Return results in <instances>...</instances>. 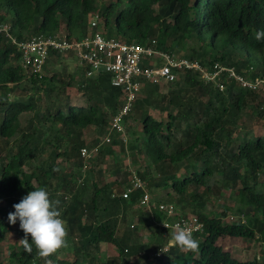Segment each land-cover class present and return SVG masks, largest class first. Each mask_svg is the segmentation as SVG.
Wrapping results in <instances>:
<instances>
[{
  "label": "trees",
  "instance_id": "trees-1",
  "mask_svg": "<svg viewBox=\"0 0 264 264\" xmlns=\"http://www.w3.org/2000/svg\"><path fill=\"white\" fill-rule=\"evenodd\" d=\"M91 17L97 23L93 30L105 37L141 43L154 38L158 49L198 58L202 66L219 61L249 78L264 76V40L255 38L264 29V0H0V24L8 23L9 33L19 40L59 32L80 38L87 35ZM67 58L77 63L70 53L50 51L44 68L49 63L66 65ZM69 70L64 76L47 70L38 77L0 34V241L13 229L18 241L24 237L19 221L10 224L8 214L29 191L43 187L60 201L68 231V251L64 257H58L59 251L49 257L52 264H126L129 257L160 249L168 241L158 237L163 229L151 236L156 246L150 248L124 223L125 211L138 202L141 190L123 199L127 171L119 166L106 173V156L116 157V148L134 152L130 163L148 190L174 194L180 213L195 214L203 224L194 233L198 252L174 253L180 250L174 244L161 264H263L260 256L239 260L219 240H257L264 258V131L253 134L241 122L247 114L264 121V87L248 90L226 79L219 91L194 71L166 83L161 94L159 85L143 81L145 94L125 117L139 131L132 130L126 144L112 133L109 145L86 160L80 148L96 145L108 132L123 92L111 85L110 73L87 76L82 68L76 89L84 102L73 105L67 91L74 85ZM16 89L26 90L25 95L16 96ZM23 113H30L24 124ZM90 128L96 135L89 140ZM225 191L235 197V204H221L219 213L207 209ZM229 211L237 217L231 223L225 219ZM159 212L152 209L146 219L159 222L164 217ZM139 221L144 222L141 216ZM124 224L127 229L121 230ZM18 241L0 264H45L35 246L30 255ZM107 243L116 246L118 255L100 258L101 245Z\"/></svg>",
  "mask_w": 264,
  "mask_h": 264
},
{
  "label": "built area",
  "instance_id": "built-area-1",
  "mask_svg": "<svg viewBox=\"0 0 264 264\" xmlns=\"http://www.w3.org/2000/svg\"><path fill=\"white\" fill-rule=\"evenodd\" d=\"M96 25V17H92L88 24L90 32L80 38H68L59 32L47 36L35 34L19 40L9 33L8 23L0 24V34H5L20 51L22 65L29 67L38 77L43 74V67L50 51L61 54L70 53L84 68L85 75L90 76L101 71L108 72L111 85L122 89L123 100L117 112L110 118L108 132L96 145L80 148V155L86 160L96 155L101 146L110 143L112 133H117L123 144L127 143L125 117L132 111L144 82L156 85L166 84L176 80L184 71H194L199 73L205 82L214 84L219 91L225 89L226 79L233 80L239 87L248 90L264 87V76L249 78L234 67L220 62L202 66L198 58H188L169 50L158 49L155 39L140 43L123 42L114 36L105 37L99 31L93 30ZM145 60L146 63H143ZM260 109L264 113V104L260 106ZM128 162L124 167L127 171V186L121 193L123 199H129L130 193L140 189L137 205L149 212L156 209L164 214L163 219L158 223L163 229V235L173 231L177 225L189 228L193 236L195 232L202 231L203 224L195 214L183 215L172 204L154 201L136 167ZM85 167L84 164L82 171ZM78 181H81V178ZM236 219L237 217L232 214L226 217L228 223ZM164 224L168 225V228ZM170 246V242L165 243L160 249L153 251L150 257L161 258L169 251Z\"/></svg>",
  "mask_w": 264,
  "mask_h": 264
},
{
  "label": "rangeland",
  "instance_id": "rangeland-1",
  "mask_svg": "<svg viewBox=\"0 0 264 264\" xmlns=\"http://www.w3.org/2000/svg\"><path fill=\"white\" fill-rule=\"evenodd\" d=\"M63 29H64V25H62V30ZM187 43H188V41H185V44H187ZM66 62H67L66 65L64 62L60 66H58L56 63V65L53 67L49 63L48 65L45 66L43 72L47 73V70H48L49 71L48 74H51L52 72L57 71L56 73H58L59 71H61L60 73H61V75H63L65 73H67V72H65V70L70 69L69 71H71L73 73L72 76L74 77L73 82H74L75 86L74 85L69 86L67 88V91L70 95L71 104L80 106L84 102L83 101V95L76 89V84L78 83V80H77L78 75H80V73H81L80 69H82L83 67H81L78 63H76V60L74 58L73 59L67 58ZM78 66H80V69L78 68ZM158 87L159 88H158L157 93H159V94L166 93L167 84L162 83ZM25 93H26V90L16 89V91H15V94L18 97L25 95ZM144 94H145V90L141 89L138 97L142 96ZM154 96L156 97L157 95L155 94ZM150 110H151V114L153 116H155L156 118H158L160 116V112H158L157 109H150ZM29 115H30V113L21 114L20 120H21L22 124H24V122L29 117ZM241 122H242L243 130L247 129V131H250L253 134L254 133L262 134V132L264 131V121L261 120L259 117H256L255 115L247 114L241 119ZM124 125H125V130H126V136L129 139L132 136V134H130V132L134 129L138 130V126L131 117L128 118L126 121H124ZM91 129L92 128H90V130H88V131H90V133L89 134L87 133V136H88L87 139H89V140L91 138H93L94 135H96V130H91ZM107 145H109V144H107ZM114 151L117 153L116 157L115 156L114 157L106 156L105 163L103 165V167H105V169H106L107 174L109 172V169H113L114 167L121 166V169L123 170L126 162H128V160H132V158L135 157V155H133L134 152L132 150H128V152L125 151V153H122V152H120V150H116V148H115ZM127 153H128V155H127ZM128 163H130V162H128ZM65 165H66L67 170L70 171V169L72 168L70 165V162H66ZM126 166H127V164H126ZM111 179H113V178L111 177ZM126 179H127V177H126ZM148 192L152 196L154 201H156V202H165V203L175 205L174 204L175 203L174 202L175 195L172 193H170V194L166 193V191L163 189H159L157 191L150 189V190H148ZM225 192L226 193H224V195H222L217 201H214L213 203L209 202L207 209L213 208L215 213H219L221 211V208H220L221 204H225L227 206L232 207L235 204V202H234L235 197L231 196L229 194V191H225ZM125 214H126V221L124 223H126L127 228L132 227L130 229L135 231L134 233L138 237L139 241L144 240L145 242H143V243H148V244H150L149 245L150 248H154L156 245H154V243L152 242L151 236L156 233L157 228L159 230H160V228H159V225L154 224V222L152 220L146 219L149 217L150 213L147 212L146 209L139 207L136 203V204L132 205L131 207H128L127 211H125ZM146 214H147V217H145ZM229 214H231L230 211L227 213V215H229ZM139 216H141L143 218L145 223L139 221ZM150 219H151V217H150ZM146 220H148L149 222H147ZM131 225H133V226H131ZM126 226L124 224L123 227L121 228V230H123V228L127 229ZM170 233H171L170 231L166 232V235H162V234L158 233L159 234L158 237L160 238V240L162 238H163V240L168 239L169 242L171 241L173 243V244H171V246L172 245L174 246V242L170 238ZM19 238H20V236H18L16 234L15 229L7 232L3 236V238L0 241V260L4 259L7 256V254L9 253V250L14 245V243L16 241H18ZM219 243L224 247L225 250L230 251V253L234 257L238 258L239 260H252L253 258L257 259V257L260 256L259 261L264 264V258L262 257V255H260L261 254L259 252L260 245H259L257 240L251 241V240H245V239H239V238L223 237L222 239L219 240ZM101 249H102V251L100 253V258H105V257H107V255H112V256L118 255V249L116 248V246H114L112 244H108V243L102 244ZM67 251H68V243H67V247L59 250V252L57 254L58 257H64V255H66L65 253ZM177 251L178 252H184V250L175 249L174 253H176ZM168 255L169 254H166L161 258H156L153 262H151L152 261L151 260L150 262H147L146 264H161V262L163 260H165V258L168 257ZM143 257H145V256H143ZM181 257L183 258V255H181ZM132 259L133 258H131V261H132ZM136 259L137 258H135L133 260L136 261ZM130 264H135V263L131 262Z\"/></svg>",
  "mask_w": 264,
  "mask_h": 264
},
{
  "label": "clouds",
  "instance_id": "clouds-1",
  "mask_svg": "<svg viewBox=\"0 0 264 264\" xmlns=\"http://www.w3.org/2000/svg\"><path fill=\"white\" fill-rule=\"evenodd\" d=\"M88 32H90L89 26ZM255 38L258 41L264 40V29L258 30ZM171 52L176 53L173 49ZM176 54L181 55V53ZM13 208L14 211L8 214L9 223L15 225L17 221H19V227L24 233V237L20 239L18 243L23 247V250L30 255L33 253V246H35L37 255L45 260V264H52V260L49 259V257L56 254L62 248L67 247V224L62 219L60 201L51 199L47 189L41 187L29 191L19 203L13 205ZM164 225L168 228V225ZM29 236L31 238L30 240ZM170 238L175 246L179 247L181 250L191 252H198L199 250V241L187 227L177 225L175 229L171 231ZM152 252L146 255L152 260L151 262L155 260L150 257Z\"/></svg>",
  "mask_w": 264,
  "mask_h": 264
},
{
  "label": "crops",
  "instance_id": "crops-1",
  "mask_svg": "<svg viewBox=\"0 0 264 264\" xmlns=\"http://www.w3.org/2000/svg\"><path fill=\"white\" fill-rule=\"evenodd\" d=\"M159 212V211H158ZM180 212V211H179ZM160 213V212H159ZM161 214V213H160ZM149 220H152L153 222H154V224H156V225H158V223L155 221V220H153V219H149ZM147 222H149L148 220H147ZM157 231L159 232L160 230L157 228ZM141 242H145L144 240L143 241H141ZM170 243L171 244H173L171 241H170ZM131 258L132 257H129V258H127V262H126V264H130L131 262L133 263H135V264H146L147 262H150L151 261V259L149 258V257H147V256H145V257H135V258H137L136 259V261L135 260H133L132 259V261H131ZM134 258V259H135ZM138 260V261H137Z\"/></svg>",
  "mask_w": 264,
  "mask_h": 264
}]
</instances>
